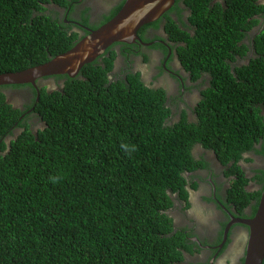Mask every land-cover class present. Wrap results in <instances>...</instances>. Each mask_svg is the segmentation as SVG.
<instances>
[{
  "label": "trees",
  "instance_id": "trees-1",
  "mask_svg": "<svg viewBox=\"0 0 264 264\" xmlns=\"http://www.w3.org/2000/svg\"><path fill=\"white\" fill-rule=\"evenodd\" d=\"M80 2L0 0V73L72 48L76 33L65 19H74ZM87 9L79 15L84 24ZM263 9L256 0H176L170 11L178 23L165 12L138 29L154 47H162L161 36L142 31L159 30L160 23L169 37L182 40L176 51L184 70L205 83L192 123L184 114L171 123L176 116L166 90L146 87L139 71L112 73V45L109 57L99 60L103 52L74 77H48L56 80L51 87L40 80L1 84L0 139L20 131L0 154V264H190L185 253L198 251L196 243L169 210L189 206L186 174L205 166L192 154L197 143L227 167L220 183L229 185L227 205L240 216L250 207L253 216L261 190L245 188L248 179L237 163L250 150L264 156V31L249 35ZM244 38L262 55L242 62ZM122 43V54L134 47L149 59L145 47ZM6 90L33 94L22 97L20 109ZM259 178L263 187L264 174Z\"/></svg>",
  "mask_w": 264,
  "mask_h": 264
},
{
  "label": "flooded vegetation",
  "instance_id": "flooded-vegetation-1",
  "mask_svg": "<svg viewBox=\"0 0 264 264\" xmlns=\"http://www.w3.org/2000/svg\"><path fill=\"white\" fill-rule=\"evenodd\" d=\"M121 1L122 0H104L102 3H106V6L108 7H105L103 10H101V13L103 14L96 15V12L100 10L98 5L96 3H92L91 0H81V2L78 4L79 6L73 10L74 12L72 14L74 15L79 11L76 16H72L74 19H65L66 22H73L71 23L73 26L69 28V31H74L76 33V41H80L86 34H88L89 30L93 28L91 27L93 22L99 25L106 22L104 21L105 17L108 16L110 11ZM256 3L258 5L264 6V0H256ZM88 4L90 5V9L86 10V14L89 18L87 23L84 24L81 22L82 19L79 17V15L82 13V10L80 9H83ZM99 6L100 8L103 7L101 4H99ZM180 6L182 8L184 7L182 2L180 3ZM54 8L59 9L61 14L64 12L62 7H59L58 5H54ZM170 9L167 11V13L169 12V16L178 23L176 14L174 15V11H170ZM254 17L258 19V22L251 29V31H249V35H254L255 33L258 35L261 31H264V9L258 15H254ZM159 19L161 21L162 18ZM182 19L186 30L192 31L191 27L190 29L189 27L187 28L188 25L190 26L187 14L185 15L183 13ZM155 33L158 34V36H161V38L157 40V44L161 45L163 48L152 46L156 42H153V40L143 41L140 39L131 42L134 46L140 45L142 51H144L142 47H145L147 56H149L147 64L139 63L138 59L143 57L137 53V50L134 47L131 50L132 54L125 55L121 53L125 50L124 43H122L123 41L113 42L111 49L115 51V58L111 72L116 73L120 71L119 74L121 75L124 73V71H126V69H130L129 71L132 72L139 71L140 78L144 83H150L151 85L149 86L155 88L162 87L166 90L167 104L169 105L170 110L175 113L176 118L179 116L177 120H180V116L184 114L188 122H195L197 115L194 108L199 100L200 90L204 88L205 83L200 80L201 78L197 81H193L191 79V74L184 70V67L181 64L176 51V48L183 45L182 40L176 38L172 39L169 37L170 35L164 31L161 23L159 30H155L152 26H149L142 31L143 36L149 38H153ZM241 43L248 46L247 51L242 56V58L237 56L242 62L248 61L250 58H257L262 55L261 53L258 54L255 51L253 40L250 44L248 38H244L243 40L239 41V45ZM107 50H105L103 54L101 53V57H99L101 54L98 56L99 60H102L103 56H110L111 50L106 52ZM151 77H154L153 81H149ZM36 82L33 86L37 85ZM5 92H7V95L9 96L8 102L14 107L20 109H24L22 97L24 96L28 100L33 94V90H29V92H26L25 94L22 93L24 94L23 96L21 94L14 93L11 90H6ZM185 102L187 103L186 106H184ZM10 129L12 130V127ZM19 131L20 129H13V134L11 135H16ZM9 135L10 134H5V136L0 139V154L7 152L5 145L9 144V140L11 138V135ZM255 147H258V145H255ZM192 148V154L195 160L202 161L205 166L189 174H192L194 179L200 180L201 172L203 170L208 171L207 178H205L207 180V185L201 186L202 184L200 185L199 181H197L195 183H197L198 187L194 188V190H207V192H205L206 198H204V201H202V205L204 208L212 210L214 214L210 220L196 221V225L191 228L190 224L184 225L186 221L189 223L190 220L187 218V216L186 218L184 216L182 217L181 214L183 211L176 213L172 212L173 214L169 213V215L173 217L174 224L180 226L184 232H189L190 235H187L186 237L191 239V241H195L196 243L194 248H196L198 251H194L192 255L185 253L186 262L190 264H220V260L226 257L229 259L230 264H242L248 234L247 226L238 222L233 223L227 232L226 242H224L220 248L219 244L221 243L222 238L220 239L219 236L220 232L225 228L227 222L229 221L230 215H233L234 217H250L252 214L251 208L246 207L244 211L245 216H240L236 213L234 207H229L227 205L225 196L229 185H224L221 187L222 185L220 184V180H214L212 178L213 174L216 175V170L220 169V176L222 179H224L225 175L223 172L226 171L227 167L222 165L215 158V153L212 149L204 148L200 143L194 144ZM252 153L254 166L247 167L245 160L248 158V156L251 157ZM243 158H245V160H243ZM249 162H251V160ZM237 164L240 165L244 172L243 174L248 179L245 188L248 191L262 190V183L259 182V177H263L264 174V156L262 153L258 154L254 150L244 152L242 158L238 160ZM248 169L250 174H247ZM251 174H254L252 178L250 177ZM218 187L221 188L218 189ZM202 198L203 197L200 196L199 199ZM252 204H255V200H252ZM201 234L209 236V239L206 240L202 238Z\"/></svg>",
  "mask_w": 264,
  "mask_h": 264
},
{
  "label": "water",
  "instance_id": "water-1",
  "mask_svg": "<svg viewBox=\"0 0 264 264\" xmlns=\"http://www.w3.org/2000/svg\"><path fill=\"white\" fill-rule=\"evenodd\" d=\"M175 0H124L120 9L109 20L95 29H90L72 48L56 54L48 61L20 71L0 73L1 84H35L36 80L58 74L74 77L81 67L95 60L113 42H134L140 40L138 29L144 24L156 21ZM248 228L242 264H262L264 259V186L253 216L234 217L230 215L219 247L227 238L233 223Z\"/></svg>",
  "mask_w": 264,
  "mask_h": 264
},
{
  "label": "rangeland",
  "instance_id": "rangeland-1",
  "mask_svg": "<svg viewBox=\"0 0 264 264\" xmlns=\"http://www.w3.org/2000/svg\"><path fill=\"white\" fill-rule=\"evenodd\" d=\"M103 1L104 0H91V2L92 3H96L98 5V8L100 9V10H98L96 12V15L103 14V13H101V10H103L105 7H108V6H106V3H102ZM99 4H101L103 7L100 8ZM86 8L90 9V5L88 4L86 6ZM55 9H56V11H59V9H57V8H55ZM106 11H104V12H106ZM78 12H76L75 15L73 14V16H76ZM60 14H61V12H60ZM138 61L141 64H147V61L144 58H139ZM40 83H48V80L47 79H41L40 80ZM48 85H51V84H48ZM186 104L187 103L185 102L184 106H186ZM178 117L179 116H177V118ZM177 118H175L174 120H172L171 123H174ZM248 158H250L251 162L246 161L245 158H243V160L246 161L247 167L254 166L253 153H252V156L251 157L248 156ZM207 173H208V171L203 170L201 172V179L200 180L194 179V176L192 174H187V178H188V182H189L188 185H187L189 206L184 207V206H182L180 204H175V206L172 207L169 210V213H171V214H173L172 212H175L176 213V212H179V211H183V213L181 214L182 217L184 216L186 218V216H187V218L190 220L189 223H187V221H186L184 225L190 224V227L191 228L196 225V221H206V220H210V219H212L213 214H214V212L212 210H210L208 208H204L203 205H202V203H203L202 201H204V198H206L205 192H207V190H205V191H203L202 189H195L194 190V188H192L191 185H190L192 182H197V181H199V184L200 185L202 184L201 186L207 185L206 184V181L207 180L205 179V178H207ZM247 174H250L249 173V169H248ZM253 176H254V174H251L250 175L251 178ZM212 178L214 180H220V182L223 181V179L220 176V169H217L216 170V175L213 174L212 175ZM194 191H196V192H194ZM200 196H202L203 198L202 199H199ZM183 222H184V220H183ZM183 222H181V223H183ZM201 237L202 238H209V236L202 235V234H201ZM220 264H230L229 263V259L226 258V257H224L223 259L220 260Z\"/></svg>",
  "mask_w": 264,
  "mask_h": 264
},
{
  "label": "clouds",
  "instance_id": "clouds-1",
  "mask_svg": "<svg viewBox=\"0 0 264 264\" xmlns=\"http://www.w3.org/2000/svg\"><path fill=\"white\" fill-rule=\"evenodd\" d=\"M170 8H171V7H170ZM170 8H169V9H170ZM169 9H168V10H169ZM168 10H167V11H168ZM167 11H166V12H167ZM164 13H165V12H164ZM164 13H163V14H164ZM91 29H95V28H91ZM110 46H111V45H110ZM139 73H140V72H139ZM58 75H62V74H58ZM51 76H52V75H51ZM51 76H46V77L40 78V79H38V80H41V79H47V80H48V83L51 84V85H48V84H47V85H48L49 87H51V86L53 85V83L56 82V80H54L53 78H48V77H51ZM153 80H154V77H151L149 81H153ZM36 81H37V80H36ZM60 82H61V81H60ZM142 82H143V81H142ZM143 83H144V82H143ZM146 84H147V85H146ZM144 85H145L146 87H149V88H155V87L149 86V85H151L150 83H144ZM176 120H177V119H176ZM176 120H175V121H176ZM186 175H187V174H186ZM229 219H230V218H229ZM223 232H224V229H223ZM222 238H223V237H222ZM226 239H227V238H226ZM225 242H226V240H225ZM223 244H224V243H223ZM219 248H220V247H219ZM244 252H245V251H244ZM263 260H264V259H263ZM262 262H263V261H262Z\"/></svg>",
  "mask_w": 264,
  "mask_h": 264
}]
</instances>
